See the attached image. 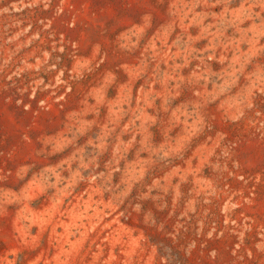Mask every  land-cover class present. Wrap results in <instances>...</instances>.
<instances>
[{"label":"rangeland","instance_id":"374dc122","mask_svg":"<svg viewBox=\"0 0 264 264\" xmlns=\"http://www.w3.org/2000/svg\"><path fill=\"white\" fill-rule=\"evenodd\" d=\"M0 264H264V0H0Z\"/></svg>","mask_w":264,"mask_h":264}]
</instances>
